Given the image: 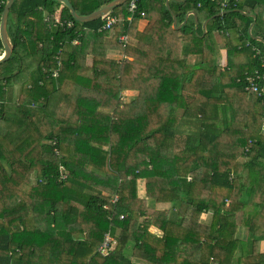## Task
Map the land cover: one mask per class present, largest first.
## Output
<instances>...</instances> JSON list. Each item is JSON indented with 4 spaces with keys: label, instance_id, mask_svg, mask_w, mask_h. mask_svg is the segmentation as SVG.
Wrapping results in <instances>:
<instances>
[{
    "label": "trees",
    "instance_id": "obj_1",
    "mask_svg": "<svg viewBox=\"0 0 264 264\" xmlns=\"http://www.w3.org/2000/svg\"><path fill=\"white\" fill-rule=\"evenodd\" d=\"M111 1L71 0L82 15ZM130 1L101 30L106 20L80 23L55 0H15L14 51L0 65V264H264L255 252L264 241V96L246 90L248 76L264 74V44L237 10L257 15L254 34L264 38V0L174 3L179 21L191 9L201 21L231 10L204 36L192 18L174 30L165 0H139L129 21ZM184 45L199 63L186 61ZM180 133L183 150L154 154Z\"/></svg>",
    "mask_w": 264,
    "mask_h": 264
},
{
    "label": "water",
    "instance_id": "obj_2",
    "mask_svg": "<svg viewBox=\"0 0 264 264\" xmlns=\"http://www.w3.org/2000/svg\"><path fill=\"white\" fill-rule=\"evenodd\" d=\"M55 1L61 3L65 7H67L69 9L71 15L73 16L74 20H76V21H78L80 23H86V22H91V21H95L97 19L102 18L104 15L112 12L116 7L123 5L125 2H127L129 0H112L111 2L103 5L102 7L98 8L95 11H93L92 13L85 14V15L79 14L75 10L71 0H55ZM14 3H15V0H6L5 1V6H4V10H3L2 14H1V17H0V42H1V47H0L1 48L0 49V52H1V54H0V65L4 64L6 61H8L11 58V56L13 54V51H14V44H13L11 35L9 33V30H8L9 16H10V12H11V9H12ZM167 6L169 7V3L168 2H167ZM237 10L240 13H242L243 15L251 16L253 18V22L249 25L248 33L254 39L264 43V38L262 36L253 34V26L255 25V23L257 21V15L254 14V13L244 12V11H242L240 9H237ZM170 11H171V13L173 15L174 23L176 24L177 23L176 15L172 11L171 8H170ZM229 11H231V10H223L220 13L216 14L215 16H218V15H220L222 13L229 12ZM191 13L195 14L194 12H191ZM209 20H207L202 25L203 29L206 27V25H207Z\"/></svg>",
    "mask_w": 264,
    "mask_h": 264
},
{
    "label": "crops",
    "instance_id": "obj_3",
    "mask_svg": "<svg viewBox=\"0 0 264 264\" xmlns=\"http://www.w3.org/2000/svg\"><path fill=\"white\" fill-rule=\"evenodd\" d=\"M149 2V0H146V3H148ZM167 2L169 3V7L167 6ZM186 2V0H165L164 1V3H165V5H166V7L168 8V10L170 11V8L172 9V11L175 13V15H176V19H177V23L175 24L174 23V18H173V15H172V13H171V11H170V13H171V16H172V19H173V21H172V28L174 29V30H180L184 25H186L188 22H189V19L190 18H192L193 19V21H194V25H195V29H196V35H200V36H204L206 33H207V31H208V23L210 22V20L211 19H213V17H216L215 15H213L212 17H210V18H207V19H205V20H203V21H201L200 19H199V16H198V14H197V12L195 11V10H189L186 14H185V16H184V18H183V20L182 21H179V19H178V17H177V14H176V12L174 11V9L172 8V6H173V4L174 3H185ZM191 12H194L195 14H193V13H191ZM112 17H116L118 20H119V17L117 16V15H113L112 14V12H111V14H110ZM210 19V20H209ZM207 20H209L208 21V23H207V25H206V27L203 29L202 28V25L207 21ZM44 24H45V30L47 31V32H49L50 31V29H51V23H50V19L49 18H46L45 19V21H44ZM143 25V23L142 24H140V26H139V28L141 27ZM201 32H202V34H201ZM216 34H218V33H216ZM253 34H254V26H253ZM254 35H256V34H254ZM217 39H218V42H219V44H220V46H221V42H220V39L218 38V36H217ZM43 44H50V43H43ZM43 44H41V45H43ZM41 45H40V47H41ZM1 49V48H0ZM50 49H51V44L49 45V49H47V50H41L40 49V51H42V52H49L50 51ZM113 55L114 56H116L117 58H124V54H123V51L122 50H113ZM182 55H183V57L186 59V61L189 63V64H197V63H199L200 62V60H201V57L199 56V55H196V58H194V56H193V54H190L189 53V50H188V46L187 45H184V47H183V52H182ZM217 62L220 64V65H223L225 62H226V52H225V50H224V48L221 46V52H220V55L218 56V60H217ZM91 65V58L90 57H88L87 56V60H86V64H85V66H90ZM56 71H58V70H56ZM15 80H16V76H15ZM17 82V81H16ZM23 83V82H22ZM21 84V83H20ZM127 94V92H123L122 93V97L124 98V97H126L125 95ZM203 115V114H202ZM202 115H200V118H202ZM217 122V119L215 118L213 121H211V122H208V124L210 125V126H212L214 123H216ZM263 132H264V130H263ZM176 136H183V140L181 141V143H183V145L185 146L186 145V141H187V135L185 134V133H180V134H178V135H176ZM175 136V137H176ZM174 137V138H175ZM185 148V147H184ZM201 170V169H200ZM200 170H197V173L196 174H200L201 173V171ZM156 206V205H155ZM253 207V206H252ZM191 209V208H190ZM188 212H190L189 213V215L190 214H192V212L191 211H188ZM255 252H257V253H260V255H261V259L262 260H264V241H258V242H256L255 243ZM263 252V253H262Z\"/></svg>",
    "mask_w": 264,
    "mask_h": 264
},
{
    "label": "rangeland",
    "instance_id": "obj_4",
    "mask_svg": "<svg viewBox=\"0 0 264 264\" xmlns=\"http://www.w3.org/2000/svg\"><path fill=\"white\" fill-rule=\"evenodd\" d=\"M102 7V6H101ZM51 18L52 19V17H51V15H47L45 18H44V21H45V19L46 18ZM13 19H14V16H13V14H10V19H9V28H12L13 27ZM101 30H104V29H107V28H105V27H102V28H100ZM220 39V38H219ZM220 42H221V40H220ZM121 43V42H120ZM221 44H222V42H221ZM264 44V43H263ZM49 45L50 44H43V45H41V47H40V49L41 50H47V49H49ZM0 54H1V52H0ZM194 56V58H196V55H193ZM26 66H28L27 68H26V70L24 71V72H20V73H18L17 75H16V80L15 81H17V83H22V82H24L25 80H26V78H27V71H28V69H30L31 68V64H27ZM130 95V93H127L125 96L126 97H128ZM202 119V118H201ZM181 128L184 130V125L182 124V126H181ZM206 131V130H205ZM183 140V136H176L175 138L173 137L170 141L169 140H167V141H165V143L162 145V146H160V147H156V151L154 152V154H158V155H163L165 158H167V159H169V151H170V148H171V152H176V151H180V150H183L184 149V145H183V143H181V141ZM171 173H173L174 172V164L172 163V170L170 171ZM110 191V190H109ZM115 197H117L116 195L114 196V199H115ZM113 199V200H114ZM258 200V198H255V201H257ZM161 208L162 207V205H157V206H154V208ZM258 207V206H257ZM257 207H255V208H257ZM151 211V210H150ZM188 211H193V209H187L186 210V212H185V216H184V221H183V223H182V229H179V230H177V233H178V235L180 236V237H182V238H184L185 237V231H186V229H188V228H190V226H191V220H192V214H190L189 215V213L190 212H188ZM238 220H239V218H238ZM237 224H239L240 225V222L238 221V223ZM246 225H243V226H241L240 227V233L241 234H243L244 235V233L246 234ZM174 230V227L172 228V230L171 231H173ZM197 230H198V228H197ZM150 231H152V232H154V233H157L158 232V228H156V227H154V226H151L150 227ZM80 236V235H79ZM130 248L131 249H135V248H139V246L138 245H135L134 243H131L130 244Z\"/></svg>",
    "mask_w": 264,
    "mask_h": 264
},
{
    "label": "built area",
    "instance_id": "obj_5",
    "mask_svg": "<svg viewBox=\"0 0 264 264\" xmlns=\"http://www.w3.org/2000/svg\"><path fill=\"white\" fill-rule=\"evenodd\" d=\"M138 1L139 0H131L130 4L128 6V10L130 12V16L128 17V20L131 21L133 19V15L136 12V10L138 9ZM227 2L226 0L224 1V3L222 4V7H226ZM111 12L104 15L101 19L106 20L108 23V26H105V28H109L111 27V25L115 24L118 19L116 17H112ZM143 14V12L141 13ZM144 15V14H143ZM59 22L58 20H56V23ZM51 25L53 24V22L50 20ZM69 26L72 25V22L69 21L67 22ZM130 41V37L127 33L123 34L120 37V42L121 44L125 47ZM75 43H78V40H75ZM58 74V71L53 72V75L56 76ZM259 81H262L263 84L261 85ZM246 90L248 91H253L258 93L260 96H264V74H262V72H258L256 71L254 75L252 76H248L246 78ZM263 130H264V125H263ZM118 197H115V199L113 201H116ZM123 217V216H121ZM112 236L110 235V232H107L104 240L102 242V244L99 247V251L101 254L103 255H108L110 250H111V244H112Z\"/></svg>",
    "mask_w": 264,
    "mask_h": 264
}]
</instances>
